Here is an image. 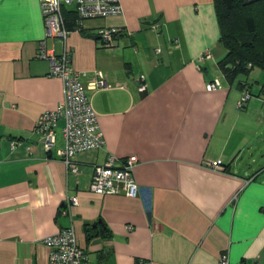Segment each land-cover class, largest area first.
<instances>
[{
    "label": "crops",
    "instance_id": "obj_1",
    "mask_svg": "<svg viewBox=\"0 0 264 264\" xmlns=\"http://www.w3.org/2000/svg\"><path fill=\"white\" fill-rule=\"evenodd\" d=\"M120 4L123 14L85 20L67 41L85 88L97 71L111 84L88 91L105 146L77 153L73 174L35 131L64 94L38 56L47 35L41 0H0V264H49L46 236L71 225L89 264H219L223 252L233 263L264 264V104L238 105L239 82L259 95L264 73L226 80L214 0ZM106 28L119 30L112 47L87 36ZM47 43L61 52L57 39ZM208 50L212 59L202 60ZM215 78L224 87L208 91ZM131 155L136 197L90 190L95 166ZM70 195L79 205L66 215ZM87 228L97 231L91 239Z\"/></svg>",
    "mask_w": 264,
    "mask_h": 264
},
{
    "label": "built area",
    "instance_id": "obj_2",
    "mask_svg": "<svg viewBox=\"0 0 264 264\" xmlns=\"http://www.w3.org/2000/svg\"><path fill=\"white\" fill-rule=\"evenodd\" d=\"M73 7L77 11L79 24L82 25L85 20L94 18H106L108 16H117L124 13L120 0H41V9L46 22V38L40 42L38 56L49 62L50 76L61 79L64 89L63 98L58 106L51 111L44 112L36 123L35 131L40 136L42 147L47 153H52L55 149L56 156L66 165L67 170L73 174H78L79 165L74 160L75 155L80 152L91 149H100L105 146V135L98 122V115L92 106L89 90L98 91V89H107L111 84L107 83L105 76L99 71L85 88L82 79V73L77 71L71 65V51L67 43L72 33L67 27L65 19V7ZM157 28V26L155 27ZM80 30V27H76ZM119 30L106 28L100 34L107 47H112L116 43V35ZM49 38L57 39L62 45L61 52L57 53L55 49L48 48L47 40ZM157 52H162L157 49ZM213 52L208 50L202 56V60L212 59ZM137 87L141 93L148 90L146 75L137 79ZM207 90L213 91L224 87L222 81L218 78L206 83ZM242 90V97L239 106L244 108L246 103L253 97H258L264 104V90L259 88V95H255L248 88ZM64 121L63 148L56 147V130L59 127V121ZM18 143L13 142V148ZM118 159L112 156L106 163L95 166L90 190L98 195L119 194L129 197H136L139 193V184L134 178V171L139 162L138 155H131L117 164ZM215 166L219 162L213 163ZM78 195L68 196L62 213L71 215V209L79 204ZM133 228V226H129ZM45 243L49 247V264H89L87 250L81 243V240L74 225L68 229L59 231L55 235H49L45 238ZM219 264H248L246 262L233 263L227 252H223ZM142 264H147L141 261ZM149 264V263H148ZM258 264V263H255Z\"/></svg>",
    "mask_w": 264,
    "mask_h": 264
},
{
    "label": "trees",
    "instance_id": "obj_3",
    "mask_svg": "<svg viewBox=\"0 0 264 264\" xmlns=\"http://www.w3.org/2000/svg\"><path fill=\"white\" fill-rule=\"evenodd\" d=\"M221 27V42L227 49L218 65L226 80L234 83L239 75H248L251 69L264 70V0H214ZM67 27H80L76 9L64 10ZM117 36V35H116ZM240 81L241 90L249 86ZM251 90V86L248 87ZM264 90V84H262ZM252 92V91H251ZM104 229V228H103ZM88 238L97 231L87 228Z\"/></svg>",
    "mask_w": 264,
    "mask_h": 264
},
{
    "label": "rangeland",
    "instance_id": "obj_4",
    "mask_svg": "<svg viewBox=\"0 0 264 264\" xmlns=\"http://www.w3.org/2000/svg\"><path fill=\"white\" fill-rule=\"evenodd\" d=\"M71 6H73V5H71ZM263 73H264V70H262L260 67H258V68L255 67L253 69L252 73H249V75H247V76L246 75H242V78L248 77L250 81H255V80L258 79L257 77L263 75ZM236 85H237V83L235 84L233 89H236V87H237ZM259 85H260V83L256 84V86H258V87H259ZM252 87H253V85H252ZM252 87H251L252 93H254L255 95H258V93L256 91H254ZM255 98H257V97H253L252 99H255ZM263 116H264V109H263ZM263 127H264V124H263ZM263 130H264V128H263Z\"/></svg>",
    "mask_w": 264,
    "mask_h": 264
},
{
    "label": "water",
    "instance_id": "obj_5",
    "mask_svg": "<svg viewBox=\"0 0 264 264\" xmlns=\"http://www.w3.org/2000/svg\"><path fill=\"white\" fill-rule=\"evenodd\" d=\"M87 36L90 37V38H92V39L101 38L102 37L100 34L99 35H97V34L94 35L92 33H88Z\"/></svg>",
    "mask_w": 264,
    "mask_h": 264
}]
</instances>
